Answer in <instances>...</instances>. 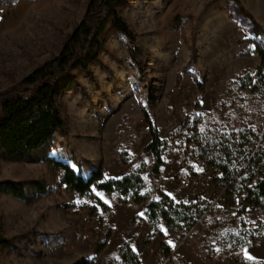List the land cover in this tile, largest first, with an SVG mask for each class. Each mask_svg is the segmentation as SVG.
<instances>
[{
	"label": "rangeland",
	"instance_id": "1",
	"mask_svg": "<svg viewBox=\"0 0 264 264\" xmlns=\"http://www.w3.org/2000/svg\"><path fill=\"white\" fill-rule=\"evenodd\" d=\"M232 1H122L119 12L134 31L135 42L107 27L100 61L90 63L88 73H69L77 82L59 101L65 130L39 151L0 160V184L25 185L34 194L24 202L0 190L3 232L13 240L10 249L1 251L0 264H78L84 258L117 264L125 241L132 242L142 264H264V209L252 208L243 215L228 210L224 190L215 187L212 170L198 158L190 123L198 121L207 137L224 133L237 139L239 133L253 131L259 139L256 151L264 158V89L254 92V83L249 90L241 81L248 74L257 79L260 59L245 25L230 16ZM239 1L264 29V0ZM87 4L0 1V94L59 53ZM134 48L137 61L132 58ZM197 81L204 83L203 94ZM144 110L165 147L160 175L148 174L154 157L145 152L151 138ZM186 121L190 124L183 129ZM119 151L126 153V165ZM49 157L76 171L81 167L84 177L89 167L102 164L107 179L144 165V191L152 200H159V191L178 203L201 200L205 221L185 235L169 232L161 221L162 239L152 235L146 204L125 205L117 194L93 189L111 211L104 219L112 236L97 256L105 230L97 237L99 218L89 219L87 208L94 202L60 185L61 176L46 163ZM36 182L49 192L36 193L31 187ZM163 240L171 249L168 258L161 254Z\"/></svg>",
	"mask_w": 264,
	"mask_h": 264
},
{
	"label": "trees",
	"instance_id": "2",
	"mask_svg": "<svg viewBox=\"0 0 264 264\" xmlns=\"http://www.w3.org/2000/svg\"><path fill=\"white\" fill-rule=\"evenodd\" d=\"M3 3H14L16 0H0ZM123 0H88L86 13L76 28L67 36L59 53L51 60L37 67L16 85L0 94V160L18 159L39 151L57 133L65 130L59 101L73 88L77 79L70 76L73 69L89 72V64L100 61L105 49V32L107 27L123 35L130 42H135V33L124 21L119 12ZM230 16L240 24H244L251 39L253 51L257 53L260 64L256 68L255 77L248 74L241 77L245 87L260 92L264 89V29L251 13L246 11L239 0H233L229 6ZM137 49L132 50V58L137 61ZM250 55V51L245 52ZM89 61V62H87ZM65 80L63 86L60 82ZM178 82L180 78L178 77ZM201 94L204 83L197 81ZM233 85L230 86L232 88ZM144 121L148 125L150 142L145 152H150L154 162L148 168L149 175H160L165 166L164 145L157 125L144 110ZM193 142L196 145L198 158L209 165L214 174L213 184L224 190L228 210H237L238 215L249 209H264V158L257 149L258 136L253 132L236 135L220 134L207 137L199 127L198 121H191ZM185 122L183 129L188 128ZM182 130V129H181ZM231 140H234L232 142ZM123 165L128 163L126 153L119 151ZM46 163L61 176L60 185H68L80 198H89L94 206L87 208L89 219L99 218L96 236L100 237L105 230L104 239L97 245V256L106 248L112 236L110 228L105 229L104 215L110 214V207L93 195V189L108 194H117L119 202L125 205L146 204L145 218L152 228V235L161 238L163 233L160 223L163 221L168 231L176 234H187L198 230L205 221L204 211L200 208L201 200L185 204L176 202L170 196L159 191V200H152L149 192H145L144 174L147 168L143 165L121 178L107 179L103 165L92 168L88 177H84L82 169L76 171L67 162L47 158ZM36 193L47 194L48 187L42 183H31ZM0 190L10 194L17 200L29 202L30 195L25 185L13 183L0 184ZM240 203V205H239ZM239 205V206H238ZM100 209V211H99ZM163 239V238H162ZM245 239H240L244 245ZM13 240L5 236L0 218V253L10 249ZM161 254L168 258L171 249L164 240ZM117 264H142L139 255L134 251L131 241H125L118 249ZM95 258H84L78 264H94ZM111 264H114L111 261Z\"/></svg>",
	"mask_w": 264,
	"mask_h": 264
},
{
	"label": "crops",
	"instance_id": "3",
	"mask_svg": "<svg viewBox=\"0 0 264 264\" xmlns=\"http://www.w3.org/2000/svg\"><path fill=\"white\" fill-rule=\"evenodd\" d=\"M92 168H93V167H89L88 172L91 171ZM89 173H90V172H89ZM125 174H126V172H125V171H122L120 174L114 175V177H116V178H121V177H123ZM87 177H88V176H87ZM102 193H105V192H102Z\"/></svg>",
	"mask_w": 264,
	"mask_h": 264
},
{
	"label": "snow or ice",
	"instance_id": "4",
	"mask_svg": "<svg viewBox=\"0 0 264 264\" xmlns=\"http://www.w3.org/2000/svg\"><path fill=\"white\" fill-rule=\"evenodd\" d=\"M197 115H200V114L198 113ZM100 195H101V197L103 198L102 194H100ZM105 202H107V201H105ZM165 235H167V231H166V230H165ZM169 243H171V241H169ZM245 255H246V257H247L249 260H252V259H253V257H252L251 255H249V254L247 253V251H245Z\"/></svg>",
	"mask_w": 264,
	"mask_h": 264
}]
</instances>
